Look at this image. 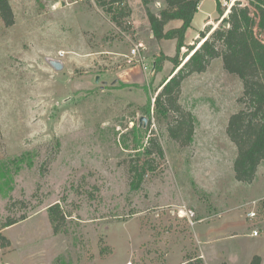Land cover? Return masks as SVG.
I'll return each instance as SVG.
<instances>
[{"label":"rangeland","instance_id":"obj_1","mask_svg":"<svg viewBox=\"0 0 264 264\" xmlns=\"http://www.w3.org/2000/svg\"><path fill=\"white\" fill-rule=\"evenodd\" d=\"M124 1L131 15L120 25L95 0H9L10 27L0 14V264H251L255 256L264 264V227L253 237L246 216V203L264 198V162L253 183L238 182L227 134L242 81L221 58L186 78L178 103L194 133L186 145L173 140L179 115L155 102L179 68L166 61L156 72L155 63L175 57L177 41L156 40L142 0ZM236 1L248 4L206 0L190 39L224 25ZM140 41L145 63L128 65ZM203 42L199 34L186 45ZM151 137L164 157L151 156L155 170L135 190L129 168ZM57 203L67 223L56 235L49 209Z\"/></svg>","mask_w":264,"mask_h":264},{"label":"trees","instance_id":"obj_2","mask_svg":"<svg viewBox=\"0 0 264 264\" xmlns=\"http://www.w3.org/2000/svg\"><path fill=\"white\" fill-rule=\"evenodd\" d=\"M154 0H142L151 30L156 40H176L177 54L175 57L163 55L155 63L156 72H161L164 63H173V75L166 79L156 100L157 109L168 116L171 112L179 118L169 128L170 137L183 145L193 137L194 125L190 113H185L178 103L181 85L193 74H203L213 60L221 58L227 73L238 77L243 84V96L239 102L242 109L233 114L229 120L227 134L237 147L234 162L235 178L238 182L251 184L256 178L258 168L264 162V0L236 1L224 25L215 30L209 37L208 31L200 33L204 39L199 48L186 45V35L199 6L203 0H165L166 6L157 13L150 9ZM95 2L112 15L114 22L131 15V9L124 0H95ZM117 5L116 9L112 7ZM217 10L224 14L222 3L218 1ZM0 14L7 27L13 26L14 13L9 0H0ZM181 21L178 28L166 31L169 23ZM210 26V25H209ZM188 48L186 56L189 60L182 65L181 50ZM157 154L164 157V151L156 137H151L142 155L129 168L132 177L131 186L138 190L146 180L149 171H154L151 156ZM50 221L54 233L60 234L66 226L67 216L61 204L57 203L49 209ZM15 221L9 220L4 227H10ZM0 240H6L0 235ZM261 257L255 256L251 264H261ZM198 264H203L200 259Z\"/></svg>","mask_w":264,"mask_h":264},{"label":"built area","instance_id":"obj_3","mask_svg":"<svg viewBox=\"0 0 264 264\" xmlns=\"http://www.w3.org/2000/svg\"><path fill=\"white\" fill-rule=\"evenodd\" d=\"M68 1V0H67ZM75 3L84 2L85 0H74ZM147 46L144 41L138 42L132 46L129 54L125 56L128 65H135L137 63L144 64L145 56L143 55L146 51ZM146 67V66H145ZM147 68V67H146ZM246 216L251 224L256 225V228H253L251 235L253 237H258L260 235L259 225L264 227V217L261 215L264 213V198L260 200H253L249 203H246Z\"/></svg>","mask_w":264,"mask_h":264},{"label":"crops","instance_id":"obj_4","mask_svg":"<svg viewBox=\"0 0 264 264\" xmlns=\"http://www.w3.org/2000/svg\"><path fill=\"white\" fill-rule=\"evenodd\" d=\"M205 1H206V0H203V1L201 2L200 6H199V9H198V12L196 13V15H195V17H194L193 22L195 21L196 16L202 11V6H203V3H204ZM206 15L209 16V18L205 21V23H204L202 29H204V27H205L207 24H211V23L209 22V19L212 17V14H211V13H207ZM211 20H212V18H211ZM181 25H182V22H181V21H174V22L169 23V24L167 25V28H168V27L178 28V27H180ZM167 28H166V30H167ZM193 29H194V27H193V23H192V28H190V29L188 30L187 35H186V44H187L188 41H191V40H193V39H196V38L199 36V34H200V33H199V34H196L192 39H190V38H191V34H192ZM201 31H202V30H200V32H201ZM162 42H163V41H162ZM146 46H147V45H146ZM204 221H205V220L203 219V220H200V221H198V222H196V223H197V224H201V223H203ZM194 226H196V225H194ZM198 230H199V231H202V230L199 229V228H198ZM207 234H209V233H207ZM210 234H213L212 231L210 232ZM202 235H204V234H202ZM200 236H201V234H200ZM203 237H204V236H203ZM209 239H210L209 235H206V240H202V239L200 238V241H204V243L206 244V243H208L207 241H209Z\"/></svg>","mask_w":264,"mask_h":264},{"label":"water","instance_id":"obj_5","mask_svg":"<svg viewBox=\"0 0 264 264\" xmlns=\"http://www.w3.org/2000/svg\"><path fill=\"white\" fill-rule=\"evenodd\" d=\"M190 56L187 58L186 62L189 60ZM49 64L56 70V71H62L64 69V63L60 60L51 59L49 61ZM142 121H146L145 118L142 119Z\"/></svg>","mask_w":264,"mask_h":264}]
</instances>
